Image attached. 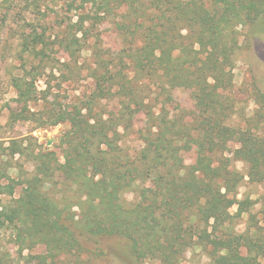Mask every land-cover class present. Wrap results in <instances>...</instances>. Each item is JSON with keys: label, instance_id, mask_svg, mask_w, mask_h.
I'll return each instance as SVG.
<instances>
[{"label": "trees", "instance_id": "16d2710c", "mask_svg": "<svg viewBox=\"0 0 264 264\" xmlns=\"http://www.w3.org/2000/svg\"><path fill=\"white\" fill-rule=\"evenodd\" d=\"M87 5L75 26L89 44L94 88L50 111L43 123L70 125L57 146L63 162L54 151L33 152L32 173L4 177V185L0 177L1 196L13 198L23 186L18 199L0 203L2 227L8 224L20 245L46 247L33 257L38 264L94 256L90 238L126 240L135 264H180L195 248L205 252L206 264H264V211L260 220L250 215L241 234L225 229L232 208L237 217L249 212L251 201L238 199L246 178L264 186V135L240 125L232 96L238 28L264 17V0L80 1ZM108 24L122 42L118 50L103 41ZM25 48L40 55L29 42ZM34 84L16 85L19 103L32 100ZM178 88L194 101L188 117L182 108L168 110ZM33 114L11 116L30 121ZM132 133L143 144L135 158L125 149ZM229 139L240 144L231 157L222 150ZM185 146L195 149L193 165L183 162ZM9 152L24 154L17 146ZM128 191L136 192L133 204L124 199Z\"/></svg>", "mask_w": 264, "mask_h": 264}, {"label": "rangeland", "instance_id": "374dc122", "mask_svg": "<svg viewBox=\"0 0 264 264\" xmlns=\"http://www.w3.org/2000/svg\"><path fill=\"white\" fill-rule=\"evenodd\" d=\"M80 1L76 0L74 3L77 10H72L70 5L73 0H0V177L3 178V185L7 184V177L18 179L20 171H34L31 157L33 152L51 150L63 162L62 151L57 146L70 125L65 123L45 126L43 123L47 121L50 111L72 104L94 88L90 70L93 66L91 52L87 51L89 44L81 41L80 26H75L90 5L83 9ZM85 27L89 25L86 24ZM238 29L240 48L233 70L232 91V96L237 101L238 115L241 117L238 121L240 120L241 126L257 127L264 135V119L261 118L264 117V106L257 92L259 89L264 94V17L252 27ZM101 30L105 32L103 41L109 43L110 49L118 50L122 47L121 40L112 33L109 24L101 27ZM28 42L40 55L34 56V52L26 51ZM42 58L48 61L42 62ZM64 62L67 65L62 64ZM25 81L35 82V94L26 105L17 101L16 88L18 83ZM153 93L159 96L160 90L155 88ZM113 104L106 105L108 110L113 108ZM179 108L184 109L185 117L195 111L191 93L185 88L172 91V99L168 104V110ZM12 113L23 116L34 113L35 116H30L33 117L30 121L21 120L22 116L15 121ZM246 121L252 123L247 125ZM16 146L24 154L12 157L9 148ZM142 147L136 133L127 138L125 149L132 158L137 156ZM239 147L240 144L235 139H229L222 150L225 156L231 157ZM182 158L185 165H193L196 160L195 149L185 146ZM234 165L241 173L247 172L243 162L238 161ZM22 192L23 186H18L13 198L0 195L1 205H8L12 199H18ZM124 199L128 204H133L136 201V192L128 191ZM238 199L251 201L249 212L237 217V206L232 208L234 217L229 220L225 229L241 234L248 226L250 215H255L259 220L262 218L264 186L251 184L246 178V182L239 189ZM85 241L90 249L97 251L96 255L84 254L82 259H53L48 263L135 264L128 258L129 244L124 239L90 238ZM27 243L20 245L13 229L8 224L2 227L0 222V264H38L33 257L45 254L46 247L41 244L32 246L30 241ZM242 253L246 255V250L243 249ZM117 256L123 260L117 259ZM207 262L209 259L205 252L201 248H195L185 254L180 264Z\"/></svg>", "mask_w": 264, "mask_h": 264}]
</instances>
